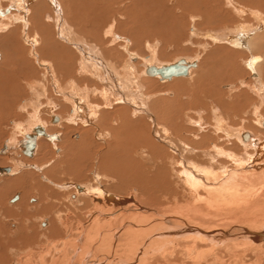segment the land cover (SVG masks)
<instances>
[{"label":"bare ground","instance_id":"bare-ground-1","mask_svg":"<svg viewBox=\"0 0 264 264\" xmlns=\"http://www.w3.org/2000/svg\"><path fill=\"white\" fill-rule=\"evenodd\" d=\"M47 1H51V3ZM88 1L90 2V0ZM91 1L93 2V0ZM2 3L6 4L1 5ZM9 3L16 4L14 6L16 12H11L6 18L0 17V33L6 29L8 30L12 23L13 25H19V28L22 29V36L19 40L27 44L31 58H34L39 67L43 69V76L48 75L50 78L53 96L55 94L61 95L62 99L68 101L73 107L70 118L65 121L64 115L62 117L59 113H55L56 110H53L57 107L56 102L52 103L53 100L50 97L51 95L49 96L50 93L45 91L46 88L42 86L43 91L41 93H48V97H46L47 104L42 106L39 105L40 103L31 105V117L27 120V124L25 123L26 125L20 124L21 122L17 124L14 122L15 131L21 135L20 139L17 140L12 135L9 142L11 145L6 144L7 146L4 150L8 151L5 152L6 154L0 155V159H6L10 163L6 168L0 167V229L2 221L10 218L13 212H18L16 217L20 218V221L17 225H13V233H10L11 237H30V233L36 224L38 233L41 234L43 232V235H46L48 239V241L43 240L44 243L41 241L42 244L38 251L33 250L34 248L29 249L25 254L16 258L15 263L147 264L149 260L160 259L159 261H162V264H174L167 262V258L170 256L172 258V255L178 249L180 254H182V258L186 259V262L181 261L177 264H199L200 260H205L209 255H218L217 249L219 247L227 246V249L231 250L227 264H239L237 258H241L244 251L252 248L254 250L260 245L264 246L261 243L264 241V116L260 118L257 116V104L252 105L251 110V115H255L253 119L255 127H253L254 125L250 126L248 122V125L239 124L232 126L233 122H229L231 115L227 114L228 116H224L226 114H222L220 105L213 100L212 103L209 102L211 106L209 114L212 115V123H206L203 117L204 108L197 106L189 108L188 113L182 112L181 116L177 117L178 120L174 128H171L173 124L169 126L162 121L161 116H159L160 112H157L153 107L160 100L155 98L154 100L152 93L148 91L147 85L149 80L152 79L144 78V75H147L146 69L151 66L155 67V63L153 64L154 56L148 57L149 60L145 62L143 70H138L130 62H133L138 56L130 53L131 55H128L129 59L116 68L112 58L110 59L108 55H105L107 52L104 53L103 48L102 50L99 49L101 48V43L96 39L93 40L86 37L77 29L79 24L74 23L75 19L70 17L72 13L70 15L68 13L69 6L67 3L70 4L69 0H0V11ZM97 3L99 6L96 5V7L102 5L99 1ZM227 4H230L229 6L233 7L232 9H235L239 14L250 12V15L255 19L253 22L255 24H240L230 31L227 29L228 32L214 34L208 32L201 35L204 38H210L211 41L220 40L222 43H227L237 49H245L250 55L251 40L258 33L264 31V19H259L256 15L257 11L246 9L234 2H227ZM41 7H46L49 10L42 11L40 10ZM159 12L157 11V13ZM164 12L168 13L167 11ZM35 15L38 18L37 23L33 20ZM90 17L92 18V16ZM160 17L163 19L162 15ZM85 20L83 21L84 24H86ZM191 21H194V19L191 18ZM90 23L93 24V22ZM90 23L89 25L96 26V24L92 25ZM111 26L112 23L108 22L104 26L102 34L116 36L113 34ZM190 28H192V33L189 34L199 37L200 33L196 31L194 24L188 29ZM84 30L86 29L84 28ZM30 31L32 34H29ZM97 32L93 34L95 38L98 36H96ZM56 36L61 39L58 38L60 42H58L59 40L56 41ZM87 38L89 41H87ZM45 42H48L51 48H60L65 53H60L59 51V54H57L55 50H52L51 60L40 58L38 48L42 51L44 46H46ZM67 43L73 45V48L67 47L65 45ZM0 56V63L4 61L2 65L4 66L5 60H3L1 53ZM72 56H76L75 66L77 67L78 77L74 75L69 80H65L64 78L68 75H62V71H67L69 67L65 65L63 70H59V68L62 69L61 63L67 60H69L67 62L73 61ZM111 56L115 58L114 55ZM154 58L156 59V57ZM245 59V66L249 70L254 71L252 75L254 79L245 85L247 88L249 87V91L258 97L260 100L259 104L264 105V81L258 69L264 57L252 54L250 58ZM196 61L197 59L192 60V58H190V61L189 59L185 60L187 64L195 62L196 66L190 67L185 77L174 78L189 79L192 72L191 69L198 67ZM20 64L22 65V63ZM161 66L164 65H159V67ZM19 70L21 72V68ZM32 72L34 71L32 70ZM24 74L26 75V73ZM81 78L90 81L91 85L89 84L90 86H88L85 83L82 88L81 86L83 85L78 80ZM18 79L20 78L18 77ZM159 80L167 81L160 78ZM61 81H64V83ZM13 87L10 90L11 95ZM204 90L202 92H205ZM167 94L169 96L175 95L174 92H168ZM113 104L116 105L113 106ZM26 107L27 105L22 108L26 109ZM109 107L112 108L110 109ZM161 108L165 109L160 107L159 110ZM51 110H53L54 114L50 113L52 112ZM44 112L48 116L47 119L44 118L46 121L39 117ZM241 118L243 123L249 120L242 116ZM55 121H61L63 124L67 123L63 125L59 122L60 124L57 127L66 128L71 132V130L75 129H69V121L73 124V127L81 130V132L80 134L75 133L76 136L74 133L68 134L69 131L67 133L56 132L54 128L49 127ZM146 121H149V123ZM194 125L195 129L193 130ZM37 127L44 131L45 136L36 134L35 128ZM116 130L120 132L121 130H128L129 136L133 137L130 147H128L129 152H126L128 148L126 151L123 150V152L125 151L127 154L130 153L131 156L137 157L135 159L136 165L133 166L136 168L140 167L143 170L144 174L142 178L140 177L141 180L139 177L133 180V176H131L132 178L129 177V181H125L126 179L122 180L120 178L122 174L118 177V175H111L112 171L109 174V170L105 173L104 167L106 166L100 165L104 172L97 171L101 169L98 166L99 168L91 173V178H88L85 183L78 184L70 180H68L70 182L66 183L65 181L67 180L52 177L54 175H52V172V174L50 173V170L58 169L60 171L59 168L63 165L62 159H68L69 155L77 148L83 149L82 147L86 146H96V142L100 141L102 144L98 143V145L106 146V149L102 150L99 155L100 159H103L107 153L110 155L111 153L108 151L111 143H114L112 141L113 133ZM210 130L212 131V136H208ZM177 133L180 134L178 135ZM199 133L202 135L200 136ZM219 134L221 135L218 136ZM55 135L60 136L52 149V151L57 150L53 151L56 160L52 161L51 166L47 165L50 161L40 164L38 162L39 159L34 158L37 153L39 154V151L43 148L42 146L48 145L45 139H51ZM26 136H34L36 139V145L30 155L31 158L24 157L23 153L25 147L22 145V141L24 140L25 143ZM71 136L73 137L72 139L70 138ZM84 150L88 151V149ZM120 150L122 151V149ZM47 153L44 152L42 156L45 157ZM111 155L113 156V154ZM78 156L80 155L78 154ZM70 157L72 158L74 155ZM123 158L125 160V157ZM112 159L113 157L106 161L109 162ZM119 159H115V161L118 163ZM93 161L95 162L96 160L94 159ZM115 161L113 160L112 163L114 164ZM109 167H106V169ZM120 167L119 169H121ZM123 167L122 170H119L118 167L115 169L123 173L125 168ZM3 168L8 169V172H4ZM33 168L34 171L32 170ZM81 168L80 170L84 169V167ZM67 170L69 171V169ZM133 170L135 171L133 174L131 170H129L130 173L128 174L126 169L125 172L128 174L126 176H135L137 171ZM149 174L152 175L151 177L155 179V182L159 180L157 188L153 187L154 191H152L151 187L153 179H150ZM166 186L169 187V191L165 189ZM184 193H187V199L181 197ZM13 195L18 196L17 201L12 199ZM12 202L14 203L11 204ZM156 202L160 204L156 205ZM60 206L64 207V210H61ZM154 206H161V210L150 208ZM52 208H55V214L49 212ZM41 210L47 213H41ZM62 211H65L63 215ZM48 212L52 216H48ZM78 214L82 216L84 222H86L85 224H81L82 221L69 219V216L76 217L75 215ZM32 219H35L38 223L32 224L34 222ZM241 223H246L248 228L241 226ZM57 226L66 235L59 238V240L51 239L52 236L48 232L53 231V228ZM75 232L78 234L76 237L73 236ZM0 233L2 234L3 232L0 231ZM236 236H240V238L236 239ZM1 240L3 239L0 238ZM196 241L202 243V247H198ZM204 243H207L208 246L206 244L203 245ZM235 250H238V253ZM259 255L257 256L259 257ZM236 256L238 257L235 259ZM249 256L254 257L253 254ZM96 257L102 260L95 259ZM257 264L261 263L258 261Z\"/></svg>","mask_w":264,"mask_h":264},{"label":"rangeland","instance_id":"rangeland-1","mask_svg":"<svg viewBox=\"0 0 264 264\" xmlns=\"http://www.w3.org/2000/svg\"><path fill=\"white\" fill-rule=\"evenodd\" d=\"M4 1H6V0H4ZM72 1H74V2H72ZM72 1L69 0L70 4L67 3L69 6V12L68 13H69V15L72 13L70 15V17L75 19V21H73V22L79 24V25H77V26H79L77 29H79L83 33V35H85L86 37L91 38L93 40L94 39L98 40L101 43V45H100L101 48H99V49L102 50V48H103V52L104 53L107 52V54L105 53V55H108V57L110 59L112 58L114 67H116V68L119 65L123 64L124 61L129 59V56L131 55L130 53L138 56L136 59L133 60V62L130 61L134 66L137 67L138 70H143L145 62H147L149 60V58L153 57V56L156 57V59L153 57V64L155 63V67H159V65L172 64L175 61H178L179 59H185L186 61L188 59L190 61V58H192V60L197 59L196 62H197V64L199 63L198 67L195 69H191L192 72L190 73L191 76H189V79L188 78H173L170 81H160L158 77H150L152 80H149V84L147 82V84H148L147 87H148L149 92H155V93L159 92L160 94L161 93L165 94L164 96H160L157 98L160 100V102L156 103L154 105V108L156 109L157 112H160L159 116H161L162 121L166 122L169 126H171V124H173V126H171V128H174L175 123L178 120L177 117L181 116L182 112L188 113L189 108L197 107V106H201L204 108V111H203L204 116L203 117H204V120L206 121V123H212V115L209 114L210 110H211V106L209 105V102L212 103L213 100L216 101V103H218L220 105V110H221L222 114L223 115L226 114L224 116H228L227 114L231 115L229 117L230 118L229 122H233L232 126H236L239 124L248 125L247 124V122H248L250 124V126L254 125L253 127H255V124L253 123V119L255 118V115H251L252 105H254V104L258 105V108L256 110L257 116L259 118L261 116H264V105L259 104L260 100L258 99V97L255 96L253 92L249 91L248 90L249 87L247 88L245 85L254 79L252 76L254 71L249 70L245 66V63H244V61L246 60L245 58H250L252 56V54L253 55H260V56L264 57V31H262V33L261 32L258 33L257 36L251 40L252 42H251L250 46L252 48L249 51L250 55L246 50L237 49L235 47L230 46L227 43H222L220 40L219 41L218 40L217 41H211L210 38H204L202 36L203 34L208 33V32H211L212 34L220 33V32L221 33L222 32H228L240 24H251V25L255 24V23H253L255 21V19L252 17V15H250V12H248V13L246 12L245 14H239L235 9H232L233 7L231 8V6H229L230 4H227V2H229V3L234 2L237 5L242 6L246 9H249L252 11H257L258 13H256V15L259 17V19H264V0H158V1L157 0H112L113 3L110 2L111 0H97V1L93 0V2L91 0H90V2L88 0H86V1L85 0H78V1L72 0ZM98 1L104 7L102 5H100V7H96V5L99 6L97 3ZM143 1H145V2L143 3ZM154 1L159 3V4L155 3ZM47 2L51 3V1H47ZM87 2H89V3H87ZM94 3H96V4L94 5ZM5 4L6 3H2L1 5H5ZM15 5H16L15 3L7 4L6 7L0 11V17L6 18L7 16L10 15L11 12H16V8L14 7ZM71 5H73V6H71ZM82 6H84V7H82ZM91 7H93L92 8L93 10L91 9ZM127 7H129V8L127 9ZM76 8H77V12H76ZM73 9H75V10L73 11ZM40 10H42V11L46 10L47 11L49 9L46 7H41ZM159 10H160V12H159ZM128 11L130 12V14ZM157 11L160 14L157 13ZM164 11H167L168 13H165ZM73 12L77 14V15L75 14L77 17L74 15ZM162 12H163V14H162ZM164 13H165V15H164ZM203 13H204V15H203ZM94 14H95V16H94ZM79 15H80V17H79ZM86 15H87V19H86ZM160 15H162L163 19L160 17ZM61 16H62V14H61ZM90 16H92V18ZM129 16H130V18H129ZM155 17H157V18H155ZM191 18H193L194 21H191ZM74 19H72V20H74ZM33 20L35 23L38 22L37 15L33 16ZM84 20H85L86 24H84V22H83ZM92 20H94L95 23ZM96 20H97V24H96ZM90 22H93V24H96V26H94ZM98 22H99V24H98ZM102 22H104V23H102ZM108 22L110 24L112 23L111 29L113 31V34H115L116 36L102 34V32L105 28L104 26H106L108 24ZM46 23H47V21H46ZM89 23L92 24L93 26L89 25ZM105 23H106V25H105ZM193 24L196 28V31H198L200 33L199 37H195V36L189 34V33H192V31H191L192 28H190V29H188V28L190 26L192 27ZM82 27H84L88 31V33ZM87 28H89V29H87ZM18 29H20V30H18ZM227 29H228V31H227ZM8 30L6 29L4 32L0 33V53L2 54V58H4L3 60H5L4 66H2L4 61L2 63H0V68H2V69H0V155H1V153L6 154L5 152L8 151V150H6V151H4V150H5V147L7 146L6 144L11 145L9 142L11 141L10 139H11L12 135H14L17 140L20 139L19 137L21 135H19L20 134L19 132L15 131L14 122H15V124L21 122L20 124L23 123L24 125H26L27 120L31 117V115H30L31 111H32L31 105H37L40 103L39 105L42 106L44 104L45 105L47 104L46 103L47 102L46 97H48L47 96L48 93H46V92L45 93L43 92L44 94L41 93L43 91L42 86H44L46 88L45 91H48L50 93L49 96L51 95L50 97L53 100L52 103L56 102L55 104L57 107H55L56 109H53V110L54 111L56 110L55 113H59L62 117L64 115L63 118L66 119L65 121L68 120L67 118H70V115L72 114L71 109L73 108L69 104L68 101H65L64 99H62L63 97L61 95L55 94L53 96V91H52L53 88L51 86L52 82H51L50 78L48 77V75H46L45 77L43 76V69L41 67H39L38 63L34 60V58H31V56L29 54V47L27 46V44L22 43L23 41L19 40V38L22 36V29L19 28V25H15V24L13 25V23H12V25L9 26ZM95 32H97L96 36L98 35L96 38L93 35V34H95ZM8 34H9V36H8ZM29 34H32V32L30 31ZM46 37H47V34H46ZM58 38L56 36V41H58L60 39V38L59 39ZM88 38H87V41H89ZM18 40H19V42H18ZM60 40L58 42H60ZM18 44H19V46H18ZM45 44H46V46H44V49L42 51L38 48L40 58H43L46 60H51L52 59V57H51V51L52 50H55V53H57V54H59V51H60V53L64 52L62 49L57 48V47H56V49L51 48L48 45L49 44L48 42H45ZM65 45L71 49L73 48V45H71V44L67 43ZM25 46L27 47L26 49H25ZM45 51H47V52H45ZM111 55H114L115 58H113ZM146 58H148V59H146ZM72 60L73 61H71V62H67V61H69V60H67L66 62H63L60 65V66H62V69L59 68V70H63V66H65V65H67L69 67V69H67V71L66 70H65V72H64V70L62 71V75H64V74H65V76L68 75L66 78H64L65 80H69V78L71 76L74 77V75H76L78 77V74H77L78 71L76 70L77 67L75 66L76 56H72ZM18 63L19 64L22 63V65L21 64L19 65ZM25 65H26V67H25ZM233 65H235V66H233ZM14 68H16V69H14ZM19 68H21V72H20ZM22 68H23V70H22ZM9 69H11V70H9ZM31 69L34 72H32ZM258 69H259V71L261 73V77L264 81V60L261 62ZM24 73H26V75ZM29 73H30V75H29ZM58 74L61 75L59 72H58ZM22 76H23V78H22ZM18 77L20 79H18ZM148 77H149L148 75H144V78H148ZM64 79H62V80H64ZM78 80L81 81V83L83 85V86H81L82 88L85 86L84 85L85 83H87L88 86L91 85L90 81L83 80L82 78L78 79ZM64 81H61V82L64 83ZM13 82H15V83H13ZM5 83L6 84L8 83V84L6 85ZM35 83H36V85H35ZM242 83H244V84H242ZM23 84H24V86H23ZM37 84H40V85H37ZM79 85H81V84H79ZM13 86L14 87L16 86V88H14ZM11 87H13L12 88L13 89L12 95H11V91H10ZM7 88L8 89L10 88V89L8 90ZM204 89H206V90H204ZM203 90L205 92H202ZM9 91H10V93H9ZM168 92H170V93L174 92L175 95L169 96L167 94ZM8 94H10V95L8 96ZM193 96H194V98H193ZM204 97H206V98L204 99ZM116 103H119V102H116ZM184 103H186V105H184ZM230 103H232V104H230ZM223 104H224V106H223ZM26 105H27L26 109H23L22 107L26 106ZM114 105H116V104H113V106ZM236 105H238V106H236ZM243 106H245V107H243ZM160 107L165 108L166 111H165V109L163 110L162 108H161V110H159ZM53 110H51L52 112H50V113L54 114ZM229 112H231V113H229ZM190 114H191V112H190ZM235 114H236V116H235ZM240 115L243 118H247L249 120L243 123ZM164 116H165V118H164ZM39 117L42 119L48 118V116L46 115V112L42 113V115H40ZM232 117H233V119H232ZM65 121H63V122H65ZM173 121H174V123H172ZM59 122L61 123V121H59ZM59 122L55 121L53 124L49 125V127L54 128V130L56 132L67 133L69 131L68 129H66V128L61 129V127L60 128L57 127L58 124H60ZM147 123H149V121ZM61 124H63V123H61ZM64 124H67V123H64ZM69 124H71V123L68 121V126L70 127L69 129L70 130L75 129L76 131L71 130V132L69 131L68 134L69 133H70V135L72 133H74V134L79 133L80 134L81 130H77L76 127H73V124H71V125H69ZM103 126H104V124H103ZM79 127L82 128L81 126H79ZM194 129H195V125H194L193 130ZM260 129L263 130L262 127H260ZM211 132L212 131L210 130L208 133V136H212ZM16 134H18V135H16ZM177 134L179 135L180 133H177ZM199 134H200V136L202 135L201 133H199ZM220 135L221 134H219L218 136H220ZM75 136H76V134H75ZM70 138L72 139L73 137L71 136ZM132 140H133V137L129 136L128 130H125V131L121 130V132L119 130H116L113 133V140L112 141L114 143H111V145H110L111 147H109V151H108L111 154H113V156L111 154L108 155L109 153H107V155H106L107 157L105 156L103 159H100L99 155L101 154L102 150L104 151V149H106L105 148L106 146L98 145V143H100V141H97L96 146H86V147H82L83 149H81V148L75 149L69 155V157L71 155L72 156L74 155V157H72V158L68 157V159H62L63 165L59 168L60 171L58 169L52 170V171L50 170V173L51 172L53 173V174L51 173L52 175H54L52 177H58L57 179L61 178L62 180H67V181H65L66 183L70 182V181L71 182L74 181L73 183L79 184L82 182L83 183L87 182L88 178H91V176H92L91 173L96 171L100 166H106V167L110 166L107 169H106V167H104L105 170L102 167H100L101 169H98L97 171H101V173L105 171V173H107L108 172L107 170H109V172H108L109 174H110V171H112L111 175H118V177H120V175L122 174V176L120 178L122 180L126 179L125 181H127V180L129 181V177L132 178L131 176L134 177V178H132L133 180L137 179V177L142 178L143 174H144L142 172L143 170H141L140 167H139L140 169L138 167L137 168L134 167L136 165L135 159H137V157H135L134 155H132L133 156L132 157L130 153H128V154L126 153V152H129L128 147H130V142H132ZM191 141H193V140L191 139ZM54 143L55 142L52 141V143H47L48 145L42 146L43 148L41 149V151H39V154L37 153V156L34 159H39L38 162L40 164H44V163L50 161V163L48 162L49 164L47 163V165L51 166L52 161L56 160L55 159L56 156L53 154V151H52ZM100 144H102V143H100ZM121 147H123L125 149H123ZM84 149H88V151L87 150L85 151ZM120 149H122V151ZM126 149H127V151H126ZM77 150H78V152H79L78 154L80 156H78ZM123 150H125L126 152L125 151L123 152ZM117 151H119V152H117ZM163 151H165V149H163ZM12 152L14 153V151H12ZM44 152H48L47 155H45V157L42 156ZM125 153H126V155H125ZM121 155L122 156L125 155V156H123V157H125V160ZM162 155H163V153H162ZM130 156H131V159H130ZM111 157H113V159L111 161H109V162L106 161V160L110 159ZM121 158H123L124 161L121 160ZM126 158L128 159V161H126L127 160ZM94 159L96 160L95 162L93 161ZM115 159H117V160L119 159V162L117 163V161H115ZM102 160H104L105 162ZM113 160L115 161L114 164L112 163ZM62 161H60V162H62ZM130 161H131V163H129ZM86 162H88V163H86ZM125 162H126V164H125ZM9 165H10L9 161H7L6 159H0V167H7ZM112 165H113V167H111ZM116 166L118 167V169H119V166H121L120 167L121 169H119V170H122V167H123L124 168L123 173L121 171L115 169V168H117ZM147 166H150V165H147ZM81 167L82 168L84 167V169H82ZM80 168L82 170H80ZM65 169L66 170L69 169V171L68 170L66 171ZM110 169H115V170H110ZM126 169L128 170V171H126L128 174L130 173L129 170H131V173L133 174L135 172L133 169H135L137 171V173H139V174L136 173L135 176L136 175H139V176H136V178L134 175L126 176V175H128L125 172ZM32 170L34 171V168ZM139 170H140V172H139ZM26 172H30V171H26ZM117 172H119V173H117ZM124 173H125V176H124ZM151 174H149V177L152 176ZM68 177H69V179H68ZM141 178H140V180H141ZM132 179H130V180L132 181ZM150 179H153V178L151 177ZM68 180H70V181H68ZM156 181L157 182H155V179H153V181H152V184H151L152 185L151 187L153 189L152 191H154L155 190L154 188H157V186L159 184V180H156ZM153 183H155V184L153 185ZM141 184L143 185V183H141ZM170 187H172V186H170ZM165 189L167 191H169L168 186H166ZM115 194H117V193L115 192ZM122 195H125V194H122ZM7 196H8V194H7ZM13 196H15V195H13ZM181 197L183 199H187V193L186 194L184 193ZM155 204L159 205L160 203L156 202ZM7 205H9V204H7ZM161 206H154V207H150V208L161 210L160 209ZM6 207H8V206H6ZM64 207L66 208V206H64ZM64 207L62 208L60 206L59 208L61 210H64ZM60 209H59V211H61ZM49 212H53L55 214L56 210H55V208H52V209H50ZM49 212H48V214H49ZM17 213L18 212H13L12 216L10 218H7V220L2 221L3 223L1 224L2 226H1L0 231L3 232L4 234L0 233V238L3 239L0 241V243H1L0 244V264H17V263H15L16 258H18L20 255L25 254L29 249H33V248H34L33 250L38 251V248L40 247V245L42 243H44V241H48L47 236L43 235V232L42 233L40 232L41 234L38 233V230H37L38 228H37L36 224L34 225V227H33L34 229L32 230V232L30 233V237H28V238L25 236L23 238H19L21 236L11 237L10 233H13V231H12L13 225H17L20 221V218L16 217ZM41 213H47V212L42 211ZM64 213H65V211H62V215ZM48 216H52V215L49 214ZM75 216L76 217H73V216L70 217L69 216V219H73L72 221H82L81 224L86 223V222H84L81 215L79 216V214H78ZM14 219H15V221H13ZM32 220L34 221L32 224H34L36 222L38 223V221H36L35 219H32ZM240 225L248 228L246 226V223H244V224L241 223ZM249 228H250V226H249ZM40 229H43V228H40ZM53 231H55V232L52 233ZM53 231H50L52 233V235L50 232H48L49 235L52 236L51 239L54 238V239L59 240V238L64 237L66 235V233H63V231L61 230V228L59 226L54 227ZM33 232H34V234H33ZM77 235L78 234H76V232L73 234L74 237H76ZM43 237H45V238L43 239ZM236 237H237L236 239L240 238V236H236ZM41 241H43V242L41 243ZM261 243L264 244V241H262ZM201 244L202 243H199L196 241V245L198 247H202ZM205 244L207 245V243H204L203 245H205ZM253 245H255V244H253ZM219 248L217 249L218 250L217 252L219 253L218 255H216V256L215 255H209L208 258H206L205 260H200L199 264H222V263L227 264L229 257L231 255V250L227 249V246L221 247L220 249ZM259 248H261V249H259ZM254 250H253V248L248 249V250L244 251L241 258H237L238 256H236L235 259L237 258V260L239 261V264H243V263L257 264L258 261L261 264H264V246L260 245L258 248H255ZM257 250H261V251L258 252ZM235 251H237V253H238V250H235ZM248 254L249 255L253 254L254 257L249 256ZM258 254H260L259 257L257 256ZM95 259H99V257H96ZM99 260H102V259H99ZM108 260H110V259H108ZM159 260L160 259L149 260L147 262V264H158L159 262H160V264H162L163 262L159 261ZM181 261L186 262V259L182 258V254H180L178 249H176L175 253L172 255V258H171V256L167 258V262L174 263V264H177ZM187 262H188V260H187Z\"/></svg>","mask_w":264,"mask_h":264},{"label":"water","instance_id":"water-1","mask_svg":"<svg viewBox=\"0 0 264 264\" xmlns=\"http://www.w3.org/2000/svg\"><path fill=\"white\" fill-rule=\"evenodd\" d=\"M196 63L193 62L192 64H187L185 60L179 59L175 63L164 65L161 67H148L146 69V74L149 76H158L161 80H171L174 77H185L188 74V69L190 67H195ZM35 132L38 135L45 136L44 131L41 128H35ZM25 143L24 140L22 141V145L25 147L24 154L27 156H30L32 154V151L36 145V139L34 136H26L25 137ZM5 172H8V169H4Z\"/></svg>","mask_w":264,"mask_h":264},{"label":"flooded vegetation","instance_id":"flooded-vegetation-1","mask_svg":"<svg viewBox=\"0 0 264 264\" xmlns=\"http://www.w3.org/2000/svg\"><path fill=\"white\" fill-rule=\"evenodd\" d=\"M41 138V137H40ZM60 138V136L58 135H55L53 138H51V139H45V141L46 142H48V143H52V141L54 140V142H56L57 141V139H59ZM23 140V139H22ZM6 148V147H5ZM53 151H57V150H53ZM23 153H24V149H23ZM1 155H3L2 153H1ZM55 155V154H54ZM24 157H27V158H31V156L29 157V156H27V155H25L24 154ZM33 158V157H32ZM4 168H6V167H4ZM3 168V169H4ZM2 169V168H1ZM4 172H5V170H4ZM13 200H16L17 201V199H18V196H14L13 198H12ZM12 200V201H13ZM14 202H12L11 204H13Z\"/></svg>","mask_w":264,"mask_h":264},{"label":"crops","instance_id":"crops-1","mask_svg":"<svg viewBox=\"0 0 264 264\" xmlns=\"http://www.w3.org/2000/svg\"><path fill=\"white\" fill-rule=\"evenodd\" d=\"M219 38H221V37H219ZM241 50H245V49H241ZM198 64H199V63H198ZM148 78H150V77H148ZM150 93H152V97H153V99H154V98L157 99V98L159 97V95H160V96H164V95H165L164 93H161V94H160L159 92H157L156 94H155V92H150ZM158 94H159V95H158ZM153 99H152V100H153ZM155 99H154V100H155ZM153 107H154V105H153Z\"/></svg>","mask_w":264,"mask_h":264}]
</instances>
